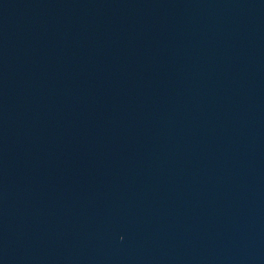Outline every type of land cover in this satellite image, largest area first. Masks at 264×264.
<instances>
[{
    "label": "water",
    "instance_id": "95a60500",
    "mask_svg": "<svg viewBox=\"0 0 264 264\" xmlns=\"http://www.w3.org/2000/svg\"><path fill=\"white\" fill-rule=\"evenodd\" d=\"M264 42V0H0V264H176Z\"/></svg>",
    "mask_w": 264,
    "mask_h": 264
}]
</instances>
